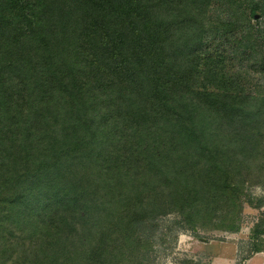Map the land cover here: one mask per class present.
I'll use <instances>...</instances> for the list:
<instances>
[{
  "label": "trees",
  "instance_id": "trees-1",
  "mask_svg": "<svg viewBox=\"0 0 264 264\" xmlns=\"http://www.w3.org/2000/svg\"><path fill=\"white\" fill-rule=\"evenodd\" d=\"M244 1L0 0V264H138L154 216L235 198L264 145ZM229 34L262 90L206 48Z\"/></svg>",
  "mask_w": 264,
  "mask_h": 264
},
{
  "label": "rangeland",
  "instance_id": "rangeland-1",
  "mask_svg": "<svg viewBox=\"0 0 264 264\" xmlns=\"http://www.w3.org/2000/svg\"><path fill=\"white\" fill-rule=\"evenodd\" d=\"M260 7L264 10V0ZM248 2L247 0L244 1ZM244 3V4H245ZM259 22L251 21V25L260 28V42L264 43V14L257 9ZM237 35L240 31H234ZM248 33V32H247ZM242 34H246L242 32ZM232 34L221 42L213 40L206 48L211 53L225 57L231 72L241 73L243 84L253 90L258 88L261 72L259 64L249 62L240 55L238 44H233ZM261 50V49H260ZM264 50V46H262ZM249 53V52H248ZM256 68V69H255ZM256 155L245 167H240L233 177L237 190L235 198L222 197L214 205V212L203 213L195 221L178 209L165 215L154 216L143 226L141 254L138 264H214L215 256L208 255L210 249L206 245L238 246L240 253L235 264H243L242 260L254 253L264 251V152ZM251 153V151H250ZM255 153V152H253ZM170 209V207H169ZM26 256H14L9 264H30ZM241 261V262H240Z\"/></svg>",
  "mask_w": 264,
  "mask_h": 264
},
{
  "label": "crops",
  "instance_id": "crops-1",
  "mask_svg": "<svg viewBox=\"0 0 264 264\" xmlns=\"http://www.w3.org/2000/svg\"><path fill=\"white\" fill-rule=\"evenodd\" d=\"M206 249H210L208 255H214L215 261L214 264H235L240 250L237 245H206L203 246ZM241 262V261H240ZM243 264H264V251L254 253L248 258L242 260ZM237 264V263H236ZM239 264V261H238Z\"/></svg>",
  "mask_w": 264,
  "mask_h": 264
}]
</instances>
